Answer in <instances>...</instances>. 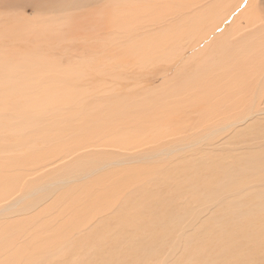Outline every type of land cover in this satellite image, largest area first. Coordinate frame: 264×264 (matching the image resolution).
<instances>
[{"label":"bare ground","instance_id":"6f19581e","mask_svg":"<svg viewBox=\"0 0 264 264\" xmlns=\"http://www.w3.org/2000/svg\"><path fill=\"white\" fill-rule=\"evenodd\" d=\"M93 1H97V0H0V29H2L0 30V39H2L0 40V54H5L8 59V61H6L7 59L0 57V82L4 90H6V92L9 91L13 94L15 93L22 95L21 101L20 102L18 101L20 103V106L25 104H30L31 109L33 111H36L35 114L38 113V117L36 118L44 117L45 113L46 115L47 114L52 115L53 111H55V105H56L54 102L57 101L59 103L58 100H60L63 96L62 94H60L61 97L58 96L60 99H57L56 101L54 100L53 96H55V92H51V91L53 90L52 85L55 83L56 77L53 76V74L51 73H46L43 64H41V59L38 58V47H35L36 43L33 42L36 41L35 36L38 34V28L45 27L51 24V22L53 23L56 21L57 23L62 22L63 24L67 25L66 19L69 17H73L71 14H69L71 10L81 9L85 7V5ZM119 1L125 3V5L120 4L123 7L125 6L127 7L122 9V11H125L127 13V15L131 18L130 19L131 21L133 19L134 24L132 27L129 26L130 28H127L126 30L127 37L124 36L125 39H127L126 45L121 44L120 47H117L116 44H112L113 48L111 49V52L113 53L114 58H116L115 55L116 52L119 53L122 52L121 53L122 56H126V58L128 59L131 57H136L139 54L140 55L139 57L141 59L149 61L152 57H147L148 54H150L148 52H153L154 54L168 55L174 49L178 50L179 47L177 46L180 45L182 49L183 47H185V49L187 47H190L191 48L190 50L194 54L200 53L206 56H207L206 50L209 49L208 56H211L210 58L212 60L211 62L210 59H208L204 63L202 72L200 75H198L199 77L197 76V79L195 78L196 80L193 79L194 82L193 81L191 82L194 83L193 85H190L191 84L190 83L187 89L184 90L183 92L173 93L169 96V99L166 100L165 102V105L167 104L168 106L167 105L166 106L168 108L163 109L162 106L164 103L160 105L158 101L157 102L159 104L158 107H162L160 111L152 115H149V113H147L146 115L142 116L140 119L144 120L143 125H147V126L157 125L161 121L163 120L165 121L166 119L164 118H167L168 115L170 117V114L171 115L176 113L178 114L179 112H182V109L184 108H186L185 110L186 112L192 106H200L202 108H199L197 112L204 111V113H206L208 116H213L214 114H216V111L219 108L225 105V99L227 97L223 98L224 96L222 97L221 94L224 92L228 95V97L241 98V99H245V101L249 100L251 102L252 101L255 102V100L258 101L262 99V95L264 94V14H262L261 9H264L263 6L264 0L261 1L259 8L247 10L245 13L242 14L240 19L237 18L238 16L232 18V22H233L231 26L232 28L229 33L223 35V38L226 39L223 40L222 42L220 41L221 36L220 37L216 36L215 32L219 30V28L222 26V24L225 21H227V19L229 18L230 10L233 7H236L235 5L237 4L238 0H178L177 2H175L176 6H171L170 4H164L165 1L160 2L162 0H153V3L151 2L152 0H140V1L119 0ZM115 2L118 1L115 0ZM155 2L158 3L160 2L159 3L160 6L155 5ZM26 5L32 7L34 12L36 14H40V16L44 17L43 13L50 14L51 17L49 18L52 19L49 18L45 19L38 17V20H43L41 22H38V20L34 22H30L26 20L25 18L22 17V14L20 12L22 8ZM249 8H251V6ZM119 9L121 10V7H119ZM193 9H196L195 13H192L191 15H187L188 11L190 12V10ZM10 10L14 11L15 14V18L13 19L14 21L8 20V13ZM120 13L122 12H119V14ZM232 14L233 12L231 13V15ZM171 19H174V21L171 22ZM165 24H169V26H164ZM227 37L230 38L227 39ZM213 44H215V46ZM13 51H19L21 52V55L12 56L7 54L8 52H13ZM253 59L257 61L249 62L250 60ZM63 61L64 63H66L65 60ZM124 61L125 60L123 59V62ZM77 63L79 64V62ZM80 64L82 65V63ZM199 69H201V67ZM24 70L27 71L25 73H22L21 71ZM65 79H68V74H65L63 76L62 83L67 82V80ZM18 81L22 83H19ZM178 81H179V77H178ZM172 83H174V81L171 82V84ZM149 89H151V87H149ZM153 89H155V87ZM154 91L155 90H153L152 92ZM28 94H35V96L27 97L26 95ZM164 94L165 95L163 96V98L168 93L165 91ZM42 95H45L44 101ZM55 98H57V96ZM66 98H68V100L70 101H73V99L78 100L77 98L68 95ZM227 100H228L227 106L230 108V105L233 103L231 102L232 99H227ZM16 103H8L6 101L5 102L0 101V118H2V120H6L5 118L8 115L10 105H15ZM71 103L72 102L68 104L65 103L66 107H68L69 105H73L74 102L72 104ZM246 103L244 102V104ZM81 104L82 103H78V105H80V108L78 107V105L76 106L79 108L78 110L73 109V111L74 110L76 111L72 113L68 111V113H70L69 114L71 120L70 122L73 123V125H71L69 128L70 131L68 133L66 132L64 134L61 133L57 135L64 139V138H70L73 133L75 137L72 138L73 140L72 143L64 142L65 144H63L60 148H56V150H53L54 153L51 152L53 154L48 153L47 155L46 153L43 154L44 152L42 153V155L45 156L47 155L50 161H52L55 157H57L55 155L56 152L60 155L63 152L65 153L66 151L75 150V148L77 147L78 148L76 150L80 151L84 149L85 151L87 149L85 148L87 144H91L92 147H94L95 149L94 154H96L98 151H101L102 147L119 150V146L124 145L128 141L132 140V138L129 139L126 138L123 141H121L122 139L112 138L109 139L110 141H106L104 140V138L103 139L95 138V136H98L102 133H105L106 135H111L113 132L117 131V130L115 131L114 127H112L113 124L111 123V116L122 115L124 118H129V117L135 118L134 116L131 115L126 116L127 111H124V107L126 106V104H119L118 107L97 113H92L90 115L83 114L86 111H84L85 109H83V105ZM142 107L144 108L149 107V104H144ZM46 108H53V109L49 110ZM159 109L160 108H158V110ZM18 113H22V110H20ZM222 113L223 116L227 114L226 112H222ZM251 113H254L253 116L255 115V112L251 111ZM250 116H251L250 112L247 117H245L244 115V117H242L243 123H246L249 120ZM51 117H53V115ZM62 118L63 117H61L60 119ZM52 120L53 119L51 120L49 119V121ZM16 121L17 119H14L13 122ZM26 122L28 123V121ZM100 122H102V125H99ZM117 122L120 128V122L119 121ZM127 122L131 123L132 121L130 122L127 121ZM7 123H9V121ZM10 124L12 123H9V126L5 125L4 128L5 127L10 128ZM234 124L233 122H229L226 125H224V129L228 128L229 130H231ZM234 126L236 127V124ZM90 127H96V131L92 133V130L89 129ZM131 127L124 126L121 131L126 132ZM176 128L177 127H175V129ZM47 129H49L48 126ZM47 129L38 130V120H37V128H34L30 135L38 134V137L49 138L50 134L49 131H46ZM215 130L216 129H213L210 132L207 131L208 134L200 139L195 138L190 142H181L183 140L179 138V141L176 140L178 142L175 141V143L163 145L157 151H153V152L150 151L146 153L147 156L154 157L150 159L158 158L157 162L154 165L151 163H147L146 165L141 164L137 168L136 166H134L135 164H132L130 161L124 160L122 161L123 164L122 168H120L118 171H109L106 170L105 166L99 165L94 171L91 172V174L96 176V179L90 180L82 188L78 187V184L74 180L75 177L70 176L69 172L63 174L65 173L64 171H62V175H59L58 178H54L55 175L52 176L51 173V175L49 174V176L52 177L48 176L47 179L45 178H43V180L37 179L38 182H35L33 180L34 182L32 181V184L29 187L25 188V193L22 196L15 198L14 200L10 201L6 206L0 209V221L4 220L3 221L4 226L10 225V227H17V226L22 227L23 226L22 223L27 221L21 222L18 220L19 218H23L24 216L38 217V230L36 232V237L33 238L35 240L33 239L32 240L35 242L34 244H36L37 241H40L39 244L37 245L38 247H36L37 248L36 250L38 251V253H40V255L46 253L53 255L56 252H60L61 249L64 250V248L67 247L66 245L72 244L70 247H67L66 251L63 252L62 254L66 257L70 256V261L68 263L66 261L64 262L61 255L59 257L60 260H58L56 264H114L113 261L114 259L113 260L111 259L112 255L107 257L105 256L107 249L106 244H108V242L107 243L104 242V245H100V246H97L96 245L97 243H94V247L92 248V250L90 251L88 250L89 252L84 253V255H83V250H84L83 248L79 250L75 248V245L79 241V237L76 236L77 234L80 233L79 232L80 229L81 228L83 229L87 225L88 221L91 218L95 217L96 215H99L100 213L102 214L112 209L115 210L117 208H120L121 204H123V201L125 202L127 201L129 204H130L129 201L133 202L134 200H132V198L134 196L132 197V195L137 194L139 187L143 189L141 183H145L148 180H151L154 183L158 184L164 182V180L171 179L170 175L168 176L165 175V172L168 170L172 171V170L181 169V166L180 168L178 166H173L175 162L174 160H179L180 157L183 155L182 153L185 152L184 150H189L191 153H196L195 149L199 147V145L204 141V139L215 136L217 133L220 132ZM133 131L135 132V130ZM176 132L179 135L182 134L181 133L182 128L181 127L177 128ZM178 137L179 136H177L176 138ZM139 141L142 140L140 139ZM150 142L152 141L143 138V142L141 143L148 145V143ZM92 147H88V148L91 149ZM24 148L25 147H21L20 149H24ZM120 149L124 150V148L122 147H120ZM22 153L28 154L25 150H23ZM250 153L251 154L249 155L244 154L238 157H236V154L232 153L228 159V162H225V158L227 157L224 156L222 158H217L218 159L217 161L220 162H213L212 161L213 157L206 156L208 160L202 159V163L195 164L192 167L190 166L185 168V170L189 169L195 172L208 171L212 175L211 177H205L203 179L212 180L213 178H215L212 182H208L204 180V183L201 184V186L200 185L195 186L196 190L189 188L191 184L190 186L186 184L189 186L188 189H185L186 188L185 186H184L185 188L183 189L186 190L187 194L189 192L191 193V195L194 193L197 194V191L198 194H200L201 196L203 193L204 196L201 199L198 198L199 200L196 201L198 203H195L200 209L201 207H205L206 205L211 203L212 204L215 203L216 207L220 209L219 212L213 216L217 218L218 223L214 224V222L212 221V223H210L211 226L208 227L204 226L205 228L203 227L204 228L203 235L208 236V238L206 239L205 237H203L202 240L212 239V241H210L209 243H213L215 249L218 250V252L213 251L214 253L212 254V256L214 257V259L212 261H207L206 264H264V211L262 212L256 210L260 205L264 207V154H259L256 150H252L250 151ZM94 154H92L91 157L96 159ZM29 156L30 157L25 158L21 161L22 166L29 162L34 163L35 161H37L35 155L32 156L31 154H29ZM42 157L43 158L41 157L38 158V167L40 166L39 165L40 163L43 164L46 161H48V163L50 162L47 158L45 160L44 156ZM91 157H88V159L86 158L83 159L82 157H79L80 159L74 160L71 165L73 167L75 166V168L84 167L85 162L91 159ZM207 163L210 164L207 166ZM60 165H62V163ZM19 166L20 164H12L7 166V169L9 168L14 169ZM70 166L68 165V167ZM62 167L60 166L59 169L64 170L63 169L64 167L63 168ZM67 170L70 172L72 171L71 168H68ZM53 171H56V169H54ZM103 171L113 172L114 174L107 176L104 175ZM60 173L61 171L59 172V174ZM45 174H47V172H45ZM179 175L176 172L173 175V178L178 180L180 179ZM220 175L227 176L231 180L228 181L227 183H224V180L220 178ZM73 176L75 175L73 174ZM87 177L88 174L85 178ZM191 177L193 179L194 178L196 179L197 176L195 174H191ZM7 180L8 179H6L5 182H0V189L4 186L5 183L9 185L13 184V180H8V181ZM181 180L183 179L181 178ZM184 183L182 182V185ZM178 184L179 186L181 185V183ZM172 185H174V182ZM69 188H71V193H74L76 195V201L74 203L72 200L69 199L62 200L60 198L61 195L64 194V191L65 190L67 191ZM177 189L179 190V188ZM128 195H131L132 198L128 197ZM231 196H235V198L229 199V197ZM181 197L183 196L181 195ZM208 197H210V199L208 201L205 200ZM157 199L159 198L157 197ZM159 200L155 201V205L158 202H162V206L165 207L161 214L157 216L151 214L149 215L150 217L153 216L152 219L154 220L153 222H148L145 226L146 228L152 226L150 232L148 234H145L147 237L146 239L145 238L144 240L141 239L142 237L141 234H143L144 232L141 233L140 231L141 229L145 228L144 226L143 228H140V231L138 230V228L135 229L136 230L135 233L137 232L140 233L141 237H138L136 234L133 237L127 236L123 240V237L120 232L116 236V237H120L122 241H125L126 243L128 242L127 243L128 248L132 246L133 252L131 251L132 253L130 256H134L135 253H137L135 264H149L147 260L148 259L150 260V258L148 257L153 253L154 254L156 253L157 255L159 254V256L163 257L164 254L162 252L164 251V246L166 245V242L169 241L170 239H172L173 241L174 248L172 247V250H170L169 255L171 252H175L176 250L174 251V249H178V247L181 245L184 246L185 256L188 255L189 257H193L197 259H199V257L203 258L201 257L202 255H205L208 251H211L209 249L208 250L205 249L202 244H201L202 245L201 248L195 249L194 244L197 241L196 235L187 239L178 236V233L181 230L180 227L182 226L180 225L182 219L187 216H191V218H193L196 214V213L189 214L188 213L189 210L184 209L185 207H187V205L184 207L180 206L181 203H179V201H182L181 198L180 200L178 198L174 200L169 199L168 201L166 199H165L166 201L163 200L159 201ZM192 200H194V198H192ZM166 203H168V205H166ZM169 203L171 204L169 205ZM15 207H18V210H15ZM180 209H181V215L179 217H174L172 214H175ZM171 211H173L174 213H172ZM193 211L194 210H192V212ZM196 211L198 210L196 209ZM225 211H229L226 216H225ZM162 215H168V217L172 219L171 224L173 225L175 223L174 225L176 226L173 227V231L167 230L164 232V234L158 236L160 234V231L157 229V227H153V224ZM23 228L24 227L20 229L22 230ZM121 231L124 232V229H121ZM97 234H95L94 238L95 237L98 238L99 236L101 237V233L98 235V237L96 236ZM176 239L179 240L180 242L174 243ZM150 244L151 247H149ZM8 245H9L8 240L0 237L1 255L7 254L6 246ZM23 248H21V251L23 250ZM149 249L153 253H151ZM24 250L23 252L25 253L26 250L25 251ZM95 250L96 251L102 250L104 252V255L103 252H93ZM158 250H160V252ZM16 253H13L15 257L17 256V259L14 257L16 260L19 259L20 261H26V263L28 264L31 262V259L26 257V255H21ZM128 253H130V251ZM13 254L12 256H14ZM23 256L27 260H22ZM55 256H56L55 258L57 259V255ZM78 260H80L79 263ZM40 261L41 260H39V263ZM53 261L51 262L52 264ZM0 264H11V260L9 262L0 261ZM175 264H179V263L176 262ZM186 264H196V263L194 262V259H189Z\"/></svg>","mask_w":264,"mask_h":264},{"label":"rangeland","instance_id":"374dc122","mask_svg":"<svg viewBox=\"0 0 264 264\" xmlns=\"http://www.w3.org/2000/svg\"><path fill=\"white\" fill-rule=\"evenodd\" d=\"M117 1L118 2H115V0L93 1L85 5V7L81 9L71 10L69 14H71L73 17H69L66 19L67 25L63 24L62 22L57 23L56 21L53 23L51 22V24L45 27L38 28V34L35 36L36 41H33L34 43H36L35 47H38V58L41 59V64H43V67L46 73H51L53 74V76L56 77V81L52 85L53 90L51 91V92H55V96H53L54 100L56 101L57 99H60L59 98L61 97L60 94L63 95L62 98L60 99L61 103H60V100H58L60 104L57 101L56 102L53 101L56 104L55 111H53V114H52L53 117H51L52 116L51 114L46 115L45 113L44 117L36 118L38 117V113L35 114L36 111H33L31 109L30 104H25V105L20 106L19 102L21 101L22 95L15 94V93L13 94L9 91L6 92V90H4L0 82V101L1 102L6 101L8 103L17 102L15 105H10L8 115L5 118L6 120H2V118H0V120H2L0 121V182H5L6 179L13 180L12 185L5 183L4 186L0 189V209L6 206L10 201L14 200L15 198L22 196L25 193V188L29 187L32 184L33 180L35 182H38V180H43V178L47 179L49 174L51 175V173H52V176L55 175L54 178H58L59 175H62V171L65 172L63 174H66L69 172L70 176L75 177L74 180L78 184V187L82 188L90 180L96 179V176L91 174V172L94 171L99 165L105 166L106 170H109V171H118L120 168H122L123 166L122 161L124 160L130 161L132 164H135L134 166H136L137 168L141 164L146 165L147 163H151L154 165L157 162L158 158L150 159L154 157H149L147 156L146 153L150 151L151 152L157 151L163 145L175 143L176 140L179 141V138L183 140V141L180 140L181 142H190L191 140H194L195 138L200 139L203 136H206L208 132H210L211 130L216 129L215 131H220V132L217 133L215 136L204 139V141L199 145V147L195 149L196 153H191L189 150H184L186 153L185 152L182 153L183 155L180 157L179 160H174L175 162L173 166H178L179 168L181 166V169L179 170L171 169L172 171L170 170L166 171L165 175L167 176L170 175L171 179L164 180V182L158 183L159 185L154 183L151 180H148L145 183H141L143 189L139 187L137 194L132 195V197L134 196L133 198L131 197V195H128V197H131L132 200H134L133 202L129 201L130 202L129 204L127 201L126 202L123 201V204H121L120 208H117L115 210L112 209L102 214L100 213L99 215H96L95 217L91 218L88 221L87 225L83 229L82 228L80 229L79 231L80 233L76 232V233H79L76 236V237H79V241L75 245V248L78 250L81 248L84 249L83 250V255H84V253L86 252L88 253L90 250H92V248L94 247V243H97L96 245L100 246V245H104V242L105 243L108 242V244H106L107 249L105 248L106 249L105 256L107 257V256L112 255L111 259L112 260L114 259L113 260L114 264H135L137 253H135L134 256H130L131 253L133 252L132 246H130L131 249L128 248V244H127L128 242L126 243L125 241H122L120 237H116L117 234H119L120 232L123 237V240L127 236L133 237L136 234L138 237H141L142 235L141 239L143 240L144 238L146 239L147 237L145 234H148L150 232V229H152L151 228L152 226L148 228H146L145 226L148 222H153L154 220L152 219L153 216L150 217L149 215L151 214V215L157 216L163 212L164 207H165V206H162V202H158L155 205V201L159 199H160L159 201H162V200L168 201L169 199L174 200L177 198L180 200L181 198L182 201H179V203H181L182 205L180 204V206L184 207L187 205L188 208L185 207L184 209H188L189 214L190 213H196V214L193 218H191V216H187L182 219V221L180 222L181 223L180 225L182 226L180 227L181 230L179 231L178 236L181 238L187 239V238H191L194 235H196L197 241L194 244L195 249L201 248L203 245L205 249L207 250L209 249L211 251H208L205 255H202L201 257L203 258L199 257V259H197V258L189 257L188 255L185 256L184 246L181 245L178 247V249H174V251L175 250L176 251L171 252L170 253L171 256H170L169 252L170 250H172V247L174 248L173 241L172 239H170L169 241L166 242V245L164 246V251L162 252L164 254L163 257L159 256V254L158 255L156 253L154 254L149 249L150 252L153 254H151L148 257L150 258V260L148 259L147 261L149 264H175L176 262H178L179 264H186L189 259H194V262L196 264H206L207 261H212L214 259V257L212 256V254L214 253L213 251L218 252V250L215 249V247L213 246V243H209L210 241H212V239L206 240L208 236L203 235V229L205 227L211 226L210 223H212V221L214 222V224L218 223L217 218L213 216L216 213H218L220 209L216 207L215 203L208 204L205 207H201L200 209L195 203H198L196 201L201 199L204 196L203 193L201 196L200 194H198V191H197V194L194 193L191 195V193L188 192L187 194L186 190H183V189L185 187H186L185 189H188V187L191 184L189 188L196 190L195 186L197 185L201 186V184L204 183V180L208 182H212L215 178H213L212 180L203 179L205 177H211L212 175L208 171L207 172L209 174L206 171L195 172L189 169L185 170V168L190 167V166L192 167L195 164L202 163V159L208 160L206 156L213 157L212 158L213 162H220V161H217L218 160L217 158H222L224 156V157H227L225 158V162H228V159L232 153L236 154V157L240 155H244V154L249 155L251 154L250 151L252 150H256L259 154H264V132H263L264 131V94L262 95L261 100H258V101L255 100V102L254 101L251 102L248 100L249 101L248 102V101H245V99L228 97V95L224 92V93H221L222 97L224 96L223 98L225 97L227 98L225 99V105L216 111V114L218 115L214 114L215 116L214 115L208 116L206 113H204V111L197 112L198 109L202 107L192 106L186 112H185L186 108H184L182 109V112H179L178 114L177 113L172 114V115L170 114V117L168 115L167 118H164L166 119L165 121L163 120L157 125H148V126L143 125L144 120L140 119L142 116L146 115L147 113H149V115H152L160 111L162 107L163 109L168 108L167 107L168 105L166 104L167 105L166 106L165 102L166 100L169 99V96L173 93H179V92H183L184 90H186L188 85L192 81L194 82V80L197 79V76L201 74L204 63L208 59H210L211 62L212 60L210 58L211 56H208L209 49L206 50V53H207V56H206L200 53L194 54L190 50L191 49L190 47H187L186 49L185 47H183L182 49L180 45L177 46L179 47L178 50L174 49L168 55L154 54L153 52H148L150 54H148L147 57H152L149 61L141 59L139 57L140 56L139 54L136 57H131L128 59L126 58V56H122L121 54L122 52L120 53L116 52L115 54L116 58H114L113 53L111 52V49L113 48L112 44H116L117 47H120L121 44L126 45V41H127V39H125V37H127L126 30L127 28L132 27L134 24L133 19L131 21L130 20L131 18L127 15V13L125 11H122V9L127 8V7L126 6L123 7L120 4L125 5V3L120 2L119 0ZM177 1L178 0H162L160 2H164V4H170L171 6H176L175 2ZM261 1L262 0H258V1L257 0H238L237 4L235 5L236 7H233L230 10L229 18L227 19V21L224 22L225 24L223 23L222 26L219 28V30L215 32L216 36L218 37L221 36L220 41L222 42L223 40H225L226 38H223V35L230 32L232 28L231 26L233 24L232 18L238 16L237 18L240 19L242 14L245 13L247 10L259 8ZM151 2L153 3V0ZM159 3L155 2V5L158 6ZM103 4L104 5L106 4L105 5L106 7ZM250 6L251 8H249ZM119 7H121V10L119 9ZM195 10L196 9L190 10V12L188 11L187 15H191L192 13H195ZM261 10H262L261 11L262 14H264V9H261ZM20 12L22 14V17L30 22H34L38 20V17L45 18V19L51 17L50 14H46V13H43L44 17L40 16V14H36L33 8L28 5L24 6ZM119 12H122V13L119 14ZM232 12L233 14L231 15ZM14 18H15L14 11L10 10L8 13V20L14 21L13 20ZM49 19H52V18H49ZM41 21L43 20H38V22H41ZM173 21L174 19H171V22ZM164 26H169V24H165ZM229 38L230 37H227V39ZM117 39H118V42H117ZM213 45L215 46V44ZM96 49H98L99 51ZM173 52H176V53H173ZM7 54L12 55V56H18V55H21V52L13 51V52H8ZM0 57L7 59L5 54H0ZM123 59L125 60L124 62H123ZM63 60H65L66 63H64ZM6 61H8V59ZM174 61H175V64H174ZM251 61H257V60L253 59V60H250L249 62ZM77 62H79V64ZM80 63H82V65ZM55 64H58L59 66ZM200 67L201 69H199ZM26 71L27 70H24L21 72L25 73ZM65 74H68V79H65L67 80V82L62 83V79ZM178 77H179V81H178ZM69 78L72 82L69 80ZM173 81L174 83L171 84V82ZM18 82L22 83L20 81ZM193 84L194 83H191L190 85H193ZM142 87L145 89H143ZM149 87H151V89H149ZM154 87L155 89H153ZM153 90L155 91L152 92ZM165 91L168 94L163 98V96L165 95L164 94ZM156 93L158 94V96ZM67 95L77 98L79 101L75 99H73V101H70L68 100V98H66ZM26 96L33 97L35 96V94H28ZM56 96L57 98H55ZM42 98L44 101L45 95H42ZM227 99H232L231 102L233 103L231 104L232 106L230 105V108L227 106V103H228ZM242 100L245 103L246 102L247 103L244 104ZM64 102L67 104L70 102L72 103L74 102V103L73 105H69L68 107H66ZM157 102L160 103V105L162 103L164 104L162 107H158L159 104ZM78 103H82L81 105H83V109H85L84 111H86L83 114H87V115L118 107L119 104H126V106L124 107V111H127L126 116L131 115V116H134L135 118H132V117L124 118L122 115L111 116V123L113 124L112 127H114L115 131L116 130L117 131L116 132L112 131L113 133L111 135H106L105 133H102L98 136H95V138H98V139L104 138V140L106 141H110L109 139H112V138L122 139L121 141H123L126 138L127 139L132 138V140L128 141L124 145L119 146L120 151L116 149L102 147L101 151H98L96 154H94L95 152L94 147H92L91 144H87L85 148H87L89 151L87 149H86L87 151L86 150L84 151V149L78 151L76 150L78 148L77 147L75 148V150L66 151L65 153L64 152L61 153L60 154L61 156L56 152L55 155L57 157H55L52 161H50L47 156L48 153L50 154L51 152H53V150H56V148H60L66 142L72 143L73 141L72 138L75 137L73 133L70 138H64V139L57 135L61 133L64 134L66 132L68 133L70 131L69 128L71 125H73V123L70 122L71 120H70L69 114L76 111V110L73 111V109L78 110L80 108V105H78ZM144 104H149V107H145V108L142 107ZM77 105L79 108L76 107ZM235 105H238L239 107ZM235 107L236 108L238 107V108L236 109ZM158 108L160 109L158 110ZM46 109L51 110L53 108H46ZM20 110H22L23 114L18 113ZM250 110L252 112H255L254 116H253L254 113H251ZM68 111L70 113H68ZM222 112H226L227 114L224 113L225 116H223ZM249 112L251 114L250 118L251 117L253 118L251 119L249 118V120L246 123H243L242 117H244V115L245 117H247ZM15 116H18V117H15ZM61 117L63 118L60 119ZM14 119H17V121L13 122ZM49 119L50 120L53 119V120L49 121ZM146 119H147V116H146ZM37 120H38V130L47 129V126L49 127V129L46 130V131H49V134H50L49 138L38 137V134L30 135L32 130L34 128H37ZM8 121L9 123H12L10 124V128L8 127L4 128L5 125L9 126V123H7ZM26 121H28V123ZM117 121L120 122V128H119V124ZM127 121L129 122L132 121V122L128 123ZM229 122H233V124L235 123L236 127L234 126L235 125L234 124L231 130H229L228 128L224 129V125H226ZM99 125H102V122H100ZM124 126H130V127L132 126V127L128 129L126 132L121 131ZM175 127L177 128L181 127L182 134L180 135L177 134L176 132L177 128L175 129ZM89 129L92 130V133L96 131V127H90ZM133 130H135V132ZM177 136L179 137L176 138ZM143 138L149 139L152 142L148 143V145H145L141 143L143 142ZM182 138H184L185 140ZM140 139L142 141H139ZM130 145L137 147V148H134ZM21 147H25V148L20 149ZM88 147H92L93 149L92 148L89 149ZM120 147L124 148V150H121ZM23 150H25L28 154H23L22 153ZM39 152H40V155H39ZM42 153L43 154L46 153L47 155L46 156L42 155ZM29 154H31L32 156L35 155L37 161H35L34 163L29 162L22 166L21 161L25 158L30 157ZM92 154H94L96 159L91 157ZM42 156H44L45 160L47 158L50 162L48 163V161H46L43 164L40 163L39 164L40 166L38 167V158L40 157L43 158ZM79 157H82L83 159L85 158L88 159V157H91V159L85 162L84 167L75 168V166L73 167L71 164L74 160L80 159ZM67 159L71 162H69ZM61 163L62 165H60ZM12 164H20V166L14 169H11V168L7 169V166L12 165ZM209 164L210 163H207V166ZM57 165L58 166L60 165L61 167L63 166L64 168L63 167L62 168L64 170L59 169L60 166L58 167ZM68 165L69 166L71 165V166L68 167ZM66 166H67V169L71 168L72 171L71 172L68 171L66 169ZM54 169H56V171H53ZM58 169L61 171L60 174H59L60 171ZM45 172H47V174H45ZM176 172L178 173V175L182 173L181 175H179L180 179L178 180L173 178V175ZM103 173L104 175H107V176L114 174L113 172H104V171ZM188 173L195 174L197 176L196 179L195 178L193 179L191 177V174H188ZM73 174L75 176H73ZM87 174H88V177L85 178ZM52 176H49V177H52ZM181 178L183 180H181ZM220 178L224 180V183H227L228 181L231 180L230 178L224 175H220ZM172 181L174 182V185H172L173 184ZM182 182L183 183L185 182L184 183L185 185L184 184L182 185ZM146 183L148 184V186ZM178 183H181V185L179 186ZM186 184H188L189 186ZM175 185L178 187H176ZM177 188H179V190ZM65 191H64V194L61 195L60 198L62 200H65V199L72 200L74 203L76 201V195L74 193H71V188H69L66 192ZM181 195L184 198L181 197ZM157 197L159 199H157ZM192 198H194V200H192ZM233 198H235V196L229 197V199H233ZM209 199L210 197L206 198L205 200L208 201ZM124 203L125 204L127 203L128 205L127 204L125 205ZM170 204L171 203H169V205ZM166 205H168V203H166ZM196 209L198 211H196ZM15 210H18V207H15ZM192 210L194 211L192 212ZM256 210L263 212L264 207L260 205L258 209ZM171 212L174 213L173 211ZM228 212L229 211H225V216L227 215ZM172 215L174 217H179L181 215V209ZM18 220L21 222L27 221V222L22 223L23 224L22 227H24L22 230L20 229L22 227H18V226L17 227H10V225L4 226V223H3L4 220L0 221V237L7 239L9 242V245L6 246L7 254L1 255V251H0V261L9 262L11 260V264H28L26 263V261H20L19 259L16 260L17 256L15 257L13 253L17 252L18 254L26 255V257L31 259V262L29 264H49V263L52 264L51 262L53 260H55L53 261V264H56L57 261L60 260L59 257L63 254V252L66 251V248L72 245V244L66 245L67 247L64 248V250L61 249L60 252H56L53 255L48 254V253L40 255V253H38V251L36 250L37 249L36 247H38L37 245L39 244L40 241H37L36 244H34L35 242L33 241L35 240L33 238L36 237V232L38 230V217L24 216L23 218H19ZM171 221L172 219L168 217V215H162L153 224V227H157V229L160 231V234L158 236H161L167 230L173 231V227H175L176 225H174L175 223L172 225ZM143 226L145 228H143ZM137 228L139 231H140V228H143L141 229L140 232L141 233L144 232V233L141 235L138 232L135 233L136 232L135 229ZM121 229H124L125 233L122 232ZM100 233H101V237L100 236L98 237ZM95 234H97L96 236L98 238L96 237L94 238ZM203 237H205L206 239L202 240ZM153 238H154V235H153ZM177 239L174 243L180 242ZM149 247H151V244ZM21 248H23V250L25 249L26 252L24 253L23 250L21 251ZM129 251L130 253H128ZM158 251L160 252V250ZM93 252H103V251L95 250ZM12 254L14 256H12ZM55 255H57V259L55 258L56 257ZM103 255H104V252H103ZM62 258L64 262L66 261L68 263L70 261V256L66 257L62 255ZM22 260H27V259H25V257L23 256ZM39 260H41L40 263H39ZM47 261L48 262L50 261V262L48 263ZM79 262L80 260H78V263Z\"/></svg>","mask_w":264,"mask_h":264}]
</instances>
